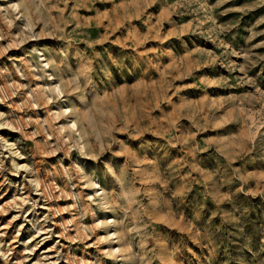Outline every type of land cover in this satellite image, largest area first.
Returning a JSON list of instances; mask_svg holds the SVG:
<instances>
[{
    "label": "rangeland",
    "instance_id": "374dc122",
    "mask_svg": "<svg viewBox=\"0 0 264 264\" xmlns=\"http://www.w3.org/2000/svg\"><path fill=\"white\" fill-rule=\"evenodd\" d=\"M0 264H264V0H0Z\"/></svg>",
    "mask_w": 264,
    "mask_h": 264
}]
</instances>
